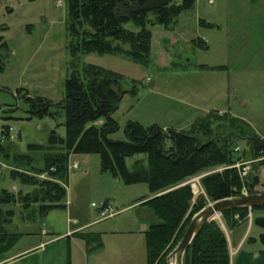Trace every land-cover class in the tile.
Wrapping results in <instances>:
<instances>
[{"label":"rangeland","instance_id":"obj_1","mask_svg":"<svg viewBox=\"0 0 264 264\" xmlns=\"http://www.w3.org/2000/svg\"><path fill=\"white\" fill-rule=\"evenodd\" d=\"M70 25L67 0H0V58L5 65L0 73V129L12 128L4 134L3 145L12 154L30 156L33 166H44L46 151L32 149L29 145L47 146L53 129L64 137L66 112L53 105L50 111L55 112L56 118L33 116L29 103L17 97V90L25 88L33 96L58 103L64 99L66 80L76 67L85 64L103 66L139 81L137 95L127 93L114 114L120 124V129L112 134L114 140L126 139L124 128L129 119L150 125L147 121L158 111L157 104L163 103L164 109L170 107L169 99L164 96L167 94L182 102H199L200 108L205 109L180 115L178 112L182 111L177 108L181 103L172 101L178 104L176 109H171L174 115L166 117L162 113L160 117L186 123L178 129L189 128L199 116L212 110L224 109L246 117L264 134V0H196L194 7L182 12L170 29L158 24L150 26L153 36L149 65L134 63L121 55L80 53L73 56ZM128 27L133 24L129 23ZM199 38L207 42L208 48L194 43L193 40ZM226 111L219 110V113ZM238 144L248 152L244 140ZM144 156L141 153L128 157L129 169L133 170L134 162ZM247 156L245 160L250 159V155ZM75 160L81 167H70L68 196L64 201L66 203L71 196L72 204L68 201L67 208H70L73 226L98 218L100 207L106 201L115 210H123L103 219L99 226L87 227V231L99 227L113 229L102 237L103 249L87 254L84 242L74 236L50 240L59 234L50 230L42 235L41 230L47 228L46 221L40 218L24 223L17 206L12 227L19 232H33L24 235L18 246L35 245L42 238L50 241L11 264H72V260L74 264H85L86 260L88 264L106 261L109 264H147L143 225L148 227L159 219L147 206L130 205L150 193L148 185H127L123 179L103 172L99 154L82 153L78 158H71V163ZM0 163V190L15 193L33 190V186L11 177L12 160L1 153ZM258 166L259 169H255L258 182L252 191H264V165ZM203 176L188 181L195 191V201L204 195ZM212 220L225 225L221 214Z\"/></svg>","mask_w":264,"mask_h":264},{"label":"trees","instance_id":"obj_2","mask_svg":"<svg viewBox=\"0 0 264 264\" xmlns=\"http://www.w3.org/2000/svg\"><path fill=\"white\" fill-rule=\"evenodd\" d=\"M67 3L73 56L121 55L134 63L149 65L153 36L150 26L158 24L170 29L182 12L194 7L196 0H67ZM129 23L133 27H128ZM193 41L208 48L203 38ZM4 69L0 58V73ZM138 89L136 79L103 66L85 64L76 67L66 80L64 99L58 103L33 96L25 88L17 90V97L29 103L33 116L56 118L50 107L64 109L66 135L62 137L53 129L47 146L29 145L46 151L43 167L33 166L30 156L12 154L1 146L0 153L12 160L11 177L33 186V190L17 193L0 190V262L23 235L12 227L17 206L25 222L37 221L54 208L66 207L69 158L73 153L99 154L103 172L123 179L127 185H148L150 195L142 198L141 205L147 206L159 222L145 231L147 264H167L169 253L181 240L191 218L209 200L241 195L243 181L232 165L245 160L247 155L264 156V137L244 118L212 110L187 129L164 128L157 123L143 125L129 119L124 128L126 139L114 140L112 134L120 129L114 114L124 96L137 95ZM242 140L247 143L248 152L236 151ZM141 153L145 156L137 159L130 170L127 158ZM260 164L264 165V159L257 165ZM220 166L226 168L201 178L204 195L195 201L188 181ZM1 170L2 163L0 177ZM257 179L253 177L251 190ZM75 236L85 242L89 252L103 247L99 232L80 231ZM230 263L224 229L215 220L206 223L188 248L184 264Z\"/></svg>","mask_w":264,"mask_h":264},{"label":"crops","instance_id":"obj_3","mask_svg":"<svg viewBox=\"0 0 264 264\" xmlns=\"http://www.w3.org/2000/svg\"><path fill=\"white\" fill-rule=\"evenodd\" d=\"M151 90H152V88H151ZM167 95H164V96L169 99L168 106H170V107H168V108H170V109H168V108L167 109H164L163 108V103H161L160 105L157 104L158 107L156 109L158 111L156 113H154L153 114V117H151V119H149V121H147V122H150L151 124L157 123V124L163 126L164 128H168V127L183 128L184 125H182V124H186V123H182V121L180 119L179 120H174L175 121L174 122L173 119H171V121H169L170 119L163 120L160 117V114H162V113H164L166 117H169V116H173L174 115L172 113V110L171 109H173V108L176 109V107H177L178 104H175L172 101H177V102H180L181 103V104L178 105V108H177L178 111L181 110L183 112V113L182 112H178V113H180V115H183L184 113H187V112L190 113L192 111H195V113H197V110H199V111H201V110L204 111L205 110L204 107L200 108L201 105H200L199 102H190V101L182 102V100L179 101L174 95H171V94L168 95V96ZM204 103L202 105H204ZM217 110L226 111L224 109H217ZM173 111H176V110H173ZM232 114L234 115V113H232ZM203 115H201L199 117H202ZM243 118H246V117H243ZM247 120L255 128L256 132L259 135H261L262 137H264V134L249 119H247ZM99 122H102V120L99 121ZM79 156H80V154H75V153L71 154V156L69 158V164L72 166L71 158H73V157L74 158L75 157L78 158ZM75 161L78 162V160H75ZM82 164H85V162L82 161ZM79 167H81L80 163H79ZM85 167H87V166H85ZM86 172L89 174V170L86 171ZM115 179H119V178H115ZM67 191H68V188H67ZM148 195H150V193L144 195L143 197L148 196ZM67 196H68V192H67ZM68 198H69L68 201H70V204H72V200L70 199L71 196H69ZM68 201L65 203L66 204V207L54 208L51 211H49V213L46 216L43 217V219L46 221L45 222V225L47 226V228H43L41 230V234L42 235L43 234L44 235H47L50 230H53V231H55V233L59 234L58 236H56V237H54V238H52L50 240L56 239L58 237H64V236H67V237L74 236V237H76L75 236V233L76 232L87 231L86 230L87 227L90 228V227L99 226L101 224V221H103V219H101V216L99 214L98 218L92 219L91 221L87 222L86 224L78 225V226L74 227L73 224H72V220H71L72 218L70 217V208L69 207L67 208ZM106 202H108V201H106ZM142 202H143V200L137 201L136 203H133L132 205H130V207L135 206V205H138V204H141ZM122 211L123 210H119V213L122 212ZM23 222L24 223H28V222H25V221H23ZM158 222H159V220H156L155 219V223H158ZM150 226L146 227L145 225H143V229L146 231ZM44 231H45V233H44ZM90 232H99V233L102 234V237H104L109 232H113V229H110L109 227H99V229H96L95 228V229L91 230ZM22 233H23L22 237L14 245V247L11 248L8 251V253L6 255V259H4L2 262H0V264H11L12 261L14 262L18 258H21L22 256L28 254L34 248H36V247L43 248L45 246V243L48 242V241H50V240L43 241V238H42L41 241L38 244H35V245L28 244L27 246H25V245L18 246L20 240L24 237V235H31L33 232H31V231H24ZM76 238L77 239H80L78 237H76ZM83 245H84V251H85V253L88 254L89 251L87 250V247H86L85 242H84ZM103 247H104V244H103ZM103 247L102 248H99L98 250L103 249ZM72 264H74V261L73 260H72ZM85 264H88L87 260H86ZM104 264H109V262L106 261Z\"/></svg>","mask_w":264,"mask_h":264},{"label":"flooded vegetation","instance_id":"obj_4","mask_svg":"<svg viewBox=\"0 0 264 264\" xmlns=\"http://www.w3.org/2000/svg\"><path fill=\"white\" fill-rule=\"evenodd\" d=\"M221 216L225 222L222 228L229 244L230 264H264V206L231 208ZM240 257L245 263H239Z\"/></svg>","mask_w":264,"mask_h":264},{"label":"water","instance_id":"obj_5","mask_svg":"<svg viewBox=\"0 0 264 264\" xmlns=\"http://www.w3.org/2000/svg\"><path fill=\"white\" fill-rule=\"evenodd\" d=\"M257 206H264V193L252 192L248 195L209 201L205 207L193 215L181 240L169 253L167 264H171L172 258H175V264H184L185 254L203 226L212 219L218 217L225 210L241 207L252 208ZM239 263H245L241 260V257L239 258Z\"/></svg>","mask_w":264,"mask_h":264},{"label":"built area","instance_id":"obj_6","mask_svg":"<svg viewBox=\"0 0 264 264\" xmlns=\"http://www.w3.org/2000/svg\"><path fill=\"white\" fill-rule=\"evenodd\" d=\"M7 130H11L12 131V128L11 127H7V128L3 127V128L0 129V147L3 145V137H5L4 134L7 132ZM241 150H242L241 147L238 145L236 147V151L237 152H241ZM262 159H264V157L252 156L248 160L240 159L234 165H232V167H236L238 169L240 178L243 181L242 192H241V195H239V196L248 195V194H250L252 192H260V191H256V190L252 191L251 187H250V184L253 181V177L257 176L255 168L259 169V166L257 164ZM70 167H72V168L74 167V168L78 169L79 168V163L76 161V162H74V164H72V166L69 164V168ZM222 169H224V168L212 169V170L206 171V172H204V173H202L200 175L203 176V175H206V174L214 173L216 171H221ZM200 175H198V176H200ZM42 176H44V175H42ZM93 206H95L94 203H93ZM118 213H119V211L115 210L109 202H104L102 204V206L100 207L101 219L111 218V217L115 216ZM44 233H45V231H44Z\"/></svg>","mask_w":264,"mask_h":264},{"label":"bare ground","instance_id":"obj_7","mask_svg":"<svg viewBox=\"0 0 264 264\" xmlns=\"http://www.w3.org/2000/svg\"><path fill=\"white\" fill-rule=\"evenodd\" d=\"M171 264H175V258H172Z\"/></svg>","mask_w":264,"mask_h":264}]
</instances>
